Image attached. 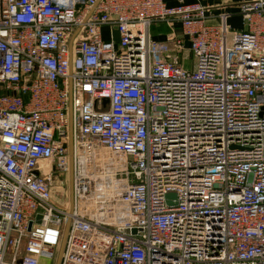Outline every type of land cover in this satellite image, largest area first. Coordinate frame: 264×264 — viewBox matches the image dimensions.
Here are the masks:
<instances>
[{"label": "built area", "instance_id": "1", "mask_svg": "<svg viewBox=\"0 0 264 264\" xmlns=\"http://www.w3.org/2000/svg\"><path fill=\"white\" fill-rule=\"evenodd\" d=\"M238 9L233 31L201 4L0 0V264L64 238L59 264H264V0Z\"/></svg>", "mask_w": 264, "mask_h": 264}, {"label": "rangeland", "instance_id": "2", "mask_svg": "<svg viewBox=\"0 0 264 264\" xmlns=\"http://www.w3.org/2000/svg\"><path fill=\"white\" fill-rule=\"evenodd\" d=\"M154 34V33H153ZM155 35V34H154ZM233 34H230V44ZM156 37V36H155ZM187 53L183 52L180 56L181 66L184 69H194L196 66V57L193 52H189V44H186ZM119 159L116 153L110 152L107 149L101 148L96 155H91L90 162L96 165H105ZM51 192L53 196L52 202L63 209L70 210L72 206V195H71V176H64L56 172L52 176L51 181ZM100 208H104L103 204H99ZM61 245L59 246L56 257L53 261L43 260L42 264H57L60 255Z\"/></svg>", "mask_w": 264, "mask_h": 264}, {"label": "crops", "instance_id": "3", "mask_svg": "<svg viewBox=\"0 0 264 264\" xmlns=\"http://www.w3.org/2000/svg\"><path fill=\"white\" fill-rule=\"evenodd\" d=\"M170 7L201 4L204 7L212 8L213 16L211 19L217 20L221 13L230 14L229 25L233 31H240L243 27L242 18L239 15L238 6L248 0H164ZM211 20V21H213ZM105 29V33H106ZM155 35H154V34ZM182 35L179 24L175 23L170 27L166 23H155L151 28V36L155 42H166L169 38L180 37ZM156 36V37H155ZM190 52V51H189ZM187 53V50L186 52Z\"/></svg>", "mask_w": 264, "mask_h": 264}, {"label": "water", "instance_id": "4", "mask_svg": "<svg viewBox=\"0 0 264 264\" xmlns=\"http://www.w3.org/2000/svg\"><path fill=\"white\" fill-rule=\"evenodd\" d=\"M168 197H169V198H174V197H175V194L170 193V194L168 195ZM123 231H124V232H128L127 230H123ZM134 233H135V231H134ZM64 243H65V238L63 239V243H62V247H61V250H60V255H59L58 263H57V264L60 263L61 255H62V252H63Z\"/></svg>", "mask_w": 264, "mask_h": 264}, {"label": "bare ground", "instance_id": "5", "mask_svg": "<svg viewBox=\"0 0 264 264\" xmlns=\"http://www.w3.org/2000/svg\"><path fill=\"white\" fill-rule=\"evenodd\" d=\"M80 175L82 174V171H84L85 172V174L82 176V177H79L80 179H88V178H90V177H88V176H85V175H88L87 173H86V171H85V168H84V159L82 158V161H81V166H80Z\"/></svg>", "mask_w": 264, "mask_h": 264}]
</instances>
